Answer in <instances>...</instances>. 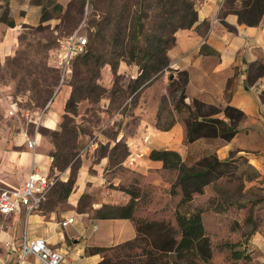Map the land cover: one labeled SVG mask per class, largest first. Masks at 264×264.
I'll return each instance as SVG.
<instances>
[{
  "label": "rangeland",
  "instance_id": "rangeland-1",
  "mask_svg": "<svg viewBox=\"0 0 264 264\" xmlns=\"http://www.w3.org/2000/svg\"><path fill=\"white\" fill-rule=\"evenodd\" d=\"M158 1L76 0L65 12L58 9V26L19 27L14 50L0 56V190L24 181L21 154L43 155L53 184L35 214L57 224L53 227L58 232L64 217L80 212L97 219L99 210L106 214L105 207L127 205L126 197L136 195L130 222L110 225L109 230L101 225L103 235H121L103 252L105 264H264V178L246 173L242 164L232 165L227 177L196 194L190 204L213 209L220 218L205 227L209 257L184 258L167 251L180 240L175 216L182 199L178 172L151 169L142 174L125 165L129 152L121 136L124 122L116 118L120 114L128 119L125 135L132 136L133 109L147 84L134 91L141 72L129 55L143 26L141 36L159 29L166 10ZM229 1L231 10L254 3ZM262 8L260 12L264 2ZM73 35L87 37L89 45L63 82L59 56L63 42ZM131 67H137L134 77ZM171 74L174 82L162 106L161 128L173 120L170 105L179 97L174 90L184 79L181 73ZM26 135L37 141L35 149L28 147ZM29 169L39 166L31 162ZM28 217L25 212L20 218L0 214V231L18 238L28 230ZM30 227L39 230L36 222Z\"/></svg>",
  "mask_w": 264,
  "mask_h": 264
},
{
  "label": "crops",
  "instance_id": "crops-1",
  "mask_svg": "<svg viewBox=\"0 0 264 264\" xmlns=\"http://www.w3.org/2000/svg\"><path fill=\"white\" fill-rule=\"evenodd\" d=\"M75 2L76 0H0V56L14 50L15 36L19 27L58 26L60 19L57 14L58 9L65 12ZM195 2L198 22L192 28L181 29L176 33V43L167 54L170 60L169 70L160 74L142 90L138 104L133 109L132 136L126 138L125 135L128 119L120 114L117 115L116 120L124 122L121 136L129 152V159L125 165L130 164L128 167L132 166L136 172L142 174L148 173L151 169L168 171L163 168V162L149 158L153 150L178 152L183 161L189 163L200 160L205 153L212 150L220 161H232L233 165L238 166L242 164L246 173L254 175L256 179H262L264 178V16L258 25L241 23L238 14L228 8L227 0H195ZM44 14L45 21L42 20ZM2 18L13 23V26L2 22ZM136 68H128L132 77L138 74ZM171 72L186 73L185 102L192 107L197 100L205 106L200 120L212 118L228 121L225 115V110L228 108L243 114L244 118L236 123L237 133L230 142L202 138L186 144L184 114L177 112L176 103L174 105L172 103L169 109L171 112L169 116L173 119L168 125L171 128L169 130L161 128L164 124L162 106L169 99L170 86L174 81ZM50 122L55 124L53 118ZM19 160L22 162L21 166H26V170L22 171L25 175L24 181L18 186L7 183L8 187H19L28 180L35 172L29 169L31 162L39 166V170L36 171L40 174H49L50 164L43 155L33 156L29 152H24ZM142 162H145V168H140ZM130 200V196H127L125 204ZM187 208L192 211L197 209L203 211L204 227L207 221L220 218V214L213 209L205 210L193 203ZM225 209L227 211L230 208L225 207ZM23 212L25 211L22 209L11 217L20 218ZM70 217L75 218L74 224L63 228L61 222ZM70 217H64L58 222L61 229L59 232L57 227H53L57 224L46 221L45 217L34 213L27 218L28 237L46 239L53 249L67 255L69 264H103L104 254H90V249L108 248L114 243L113 239L121 235L110 234L109 231L103 235L101 225L105 224L109 230L110 225H125L131 221L95 219L88 213L80 212ZM32 222H36L39 228L36 232L30 227ZM134 233L136 236V230ZM7 234L8 239L21 241L22 234L18 238ZM31 262L42 264L35 258H31Z\"/></svg>",
  "mask_w": 264,
  "mask_h": 264
},
{
  "label": "trees",
  "instance_id": "trees-1",
  "mask_svg": "<svg viewBox=\"0 0 264 264\" xmlns=\"http://www.w3.org/2000/svg\"><path fill=\"white\" fill-rule=\"evenodd\" d=\"M253 1V5L243 3L240 10H234L241 23L258 25L264 16V12H260L263 9L264 0ZM227 2L230 3L229 0ZM158 4L166 10L159 29L154 31L152 35L141 36L144 26L142 27L140 21L142 28L135 36L136 45L131 49L129 55L131 62L138 66L141 72L135 80V92L144 85H149L156 77L169 70L170 60L167 54L168 50L176 43V33L181 29H190L198 22L195 0H159ZM42 20H46L45 14ZM1 21L13 26V23L7 22L5 18H2ZM181 74L184 79L180 85L175 87L174 94H179L175 104L176 110L179 114H184L185 143L190 144L202 138L221 139L230 142L237 133L236 123L244 118L243 114L238 110L228 108L225 110L228 121L212 118L200 120L205 111V106L197 100L194 101L192 107L186 104L184 88L187 83V75L186 73ZM170 128L171 126H168L164 130ZM206 154L194 163L184 162L178 152L171 150H153L149 156L153 161L163 162L165 170L178 172L176 185L181 188L182 199L175 216L180 240L173 241L167 251L175 252L184 258L187 255H191L193 258L206 259L209 257L211 249L209 239L205 234L203 211L199 209L192 211L187 206L190 205L196 194L203 193L205 187L227 177V169L233 165L232 161H220L215 154ZM71 191L72 188L69 187L68 194ZM130 195L132 200L127 205L105 207V209H109L106 214L103 213V210H99L98 213L101 215L98 219L131 220L134 216L137 197L133 193ZM107 249L95 247L89 252L90 254H97L103 253Z\"/></svg>",
  "mask_w": 264,
  "mask_h": 264
},
{
  "label": "built area",
  "instance_id": "built-area-1",
  "mask_svg": "<svg viewBox=\"0 0 264 264\" xmlns=\"http://www.w3.org/2000/svg\"><path fill=\"white\" fill-rule=\"evenodd\" d=\"M88 45L87 37L77 35L63 42L58 66L63 82L69 78L75 59L87 52ZM25 138L28 147L35 149L37 141L31 140L27 135ZM52 184L48 175L35 171L21 186L1 189L0 214L10 217L22 209L28 216L36 213L46 202ZM74 222L75 218L70 217L62 221L61 226L65 228ZM31 258L37 259L42 264H69L67 255L60 250L53 249L46 239H32L25 232L22 234L21 241H14L8 239L5 232L0 231V264H32Z\"/></svg>",
  "mask_w": 264,
  "mask_h": 264
}]
</instances>
